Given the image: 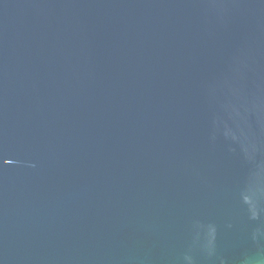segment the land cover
<instances>
[{"label":"water","instance_id":"obj_1","mask_svg":"<svg viewBox=\"0 0 264 264\" xmlns=\"http://www.w3.org/2000/svg\"><path fill=\"white\" fill-rule=\"evenodd\" d=\"M0 264H264V0H0Z\"/></svg>","mask_w":264,"mask_h":264}]
</instances>
